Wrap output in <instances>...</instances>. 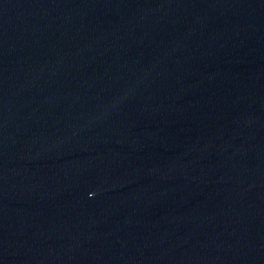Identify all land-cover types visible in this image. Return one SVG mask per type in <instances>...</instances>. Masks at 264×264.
<instances>
[{
    "label": "water",
    "instance_id": "1",
    "mask_svg": "<svg viewBox=\"0 0 264 264\" xmlns=\"http://www.w3.org/2000/svg\"><path fill=\"white\" fill-rule=\"evenodd\" d=\"M0 264H264V0H0Z\"/></svg>",
    "mask_w": 264,
    "mask_h": 264
}]
</instances>
